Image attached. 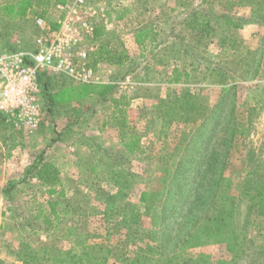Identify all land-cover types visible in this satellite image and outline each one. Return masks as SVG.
<instances>
[{"label":"rangeland","instance_id":"rangeland-1","mask_svg":"<svg viewBox=\"0 0 264 264\" xmlns=\"http://www.w3.org/2000/svg\"><path fill=\"white\" fill-rule=\"evenodd\" d=\"M91 1L108 5L101 41L129 57V82L100 68L123 104L55 76L35 132L0 117V264H264V202L241 196L264 186V0ZM52 2L35 0V11ZM142 22L155 34L144 47L133 39ZM0 26L7 45L33 47L32 20ZM45 159L62 171L52 195L30 171ZM49 200L59 219L46 231ZM82 245L77 260L42 255Z\"/></svg>","mask_w":264,"mask_h":264},{"label":"built area","instance_id":"built-area-1","mask_svg":"<svg viewBox=\"0 0 264 264\" xmlns=\"http://www.w3.org/2000/svg\"><path fill=\"white\" fill-rule=\"evenodd\" d=\"M32 20L38 34L31 48L20 43L4 46L0 33V117L9 127L28 133L43 120L41 74L83 84L113 83L100 74L103 63L95 62L94 56L97 29L110 26L106 2H54L32 14ZM107 66L111 76L113 65Z\"/></svg>","mask_w":264,"mask_h":264},{"label":"trees","instance_id":"trees-1","mask_svg":"<svg viewBox=\"0 0 264 264\" xmlns=\"http://www.w3.org/2000/svg\"><path fill=\"white\" fill-rule=\"evenodd\" d=\"M67 0H54V2H60L64 3ZM35 0H12L9 2H6L0 7V16H6L11 19H17L20 17H24L29 9L33 6ZM52 2V3H54ZM198 12L193 11L192 15H197ZM205 16V15H204ZM106 28L103 25H100V27L97 29L95 33V40L97 41V49L94 54L95 56V62H101L108 65H114L118 67V69L124 70L123 78L126 77L130 73V69L127 67L129 62V57L127 54V51L123 48L122 44H111L109 42H103L102 37L105 35ZM133 39L135 44L140 46H146L147 44H152L155 41V34L154 30L152 29V25H146L143 27H140L136 29L133 33ZM146 41H148L146 43ZM183 76V73L174 66L172 69L171 77L169 79V82H179ZM55 76L47 75L45 73L41 74L42 78V90H41V101H46L48 105H46L47 109L50 111L52 108V95L49 93V90H51V82L54 79ZM67 78V77H65ZM69 79V78H67ZM117 85L115 83H106V84H83L80 83L78 86L67 87L68 89L72 88H81L83 89L87 94L94 97L95 101L99 102H110L115 107L121 106L123 104L122 98L116 99L114 94L116 92ZM183 102L189 104L190 102L187 101V98L183 100ZM120 111V115L117 118H114L115 123L119 124L121 128L126 127V122L123 117V111ZM106 124V123H105ZM104 124V125H105ZM125 135V134H124ZM124 137V136H123ZM124 147L126 150L133 154L136 150H139L138 147V139L136 137H129L127 141L124 143ZM30 171H33L35 177H37L43 186L48 187V193L50 195L56 193V189H54V186L59 183V171L58 169L50 162H39L31 165ZM250 174L253 176L251 179H247L252 181L256 176H258L257 171H251ZM256 179V178H255ZM147 193H143L141 200H145V196ZM242 197H249V201L252 203L254 207H257L261 205V202H264V186L258 185L253 186L250 184L245 185L241 192ZM56 203H50L51 207V213L53 218L45 217L44 222L46 224V231H49L53 229L55 220L59 219V212L55 208ZM228 217V216H227ZM225 219V216H224ZM89 247L82 245L81 249H78L76 252H74V249L64 251L62 249H58V251L53 252L52 249L49 250H43L42 255H51L50 261H53L55 258L57 261L62 262L59 259L64 258L63 256H69V260L74 259V256H76V260L79 258V253L84 255ZM47 252V253H46ZM52 252V253H51ZM78 252V253H77ZM73 253H76L77 255H74ZM140 257H143V254H139ZM59 256V257H58ZM85 256V255H84ZM52 257V258H51ZM55 257V258H54ZM58 257V259H57ZM138 257V258H140ZM64 260H66L64 258ZM139 261V260H138Z\"/></svg>","mask_w":264,"mask_h":264},{"label":"crops","instance_id":"crops-1","mask_svg":"<svg viewBox=\"0 0 264 264\" xmlns=\"http://www.w3.org/2000/svg\"><path fill=\"white\" fill-rule=\"evenodd\" d=\"M7 2V1H6ZM5 2V3H6ZM5 3H3V4H5ZM2 4V5H3ZM35 4V3H34ZM33 4V6L31 7V9H29V11L27 12V14L24 16V17H20V18H17V19H13L15 22H17V23H27V21H30V20H32V14H35V13H37V11H35V5ZM43 10V9H42ZM146 11L148 10V6H146V9H145ZM157 10H158V12H164V10H165V8H164V6H161L160 8H158L157 7ZM1 17H4V16H2L1 15ZM32 22H33V20H32ZM146 23V22H145ZM145 23H141L140 25H137L139 28L140 27H143V26H146L145 25ZM26 27H28V25L26 24ZM0 28H1V30H0V33H1V42H2V44L4 45V46H11V45H7V43H6V39L4 38V31L6 32V29H5V27L3 26V27H1L0 26ZM36 27H35V25H34V27L32 28L33 29V31H34V29H35ZM37 29V28H36ZM37 31V30H36ZM3 35V36H2ZM24 37V36H23ZM4 42H5V44H4ZM148 41H146V43H147ZM1 144H2V142L0 141V151L3 149V147L4 146H1ZM3 145V144H2ZM41 162H43V163H46V162H50V163H52L57 169H58V171H59V183H60V181H61V174H62V171H61V169H60V167H58L55 163H53L51 160H49V159H45L44 161H41ZM58 183V184H59ZM58 184H56V185H58ZM55 185V186H56ZM54 186V187H55ZM48 202V204H49V207H50V200L49 201H47ZM50 210H51V207H50ZM51 212V211H50ZM50 215H52V213L50 214ZM53 217V216H52Z\"/></svg>","mask_w":264,"mask_h":264}]
</instances>
